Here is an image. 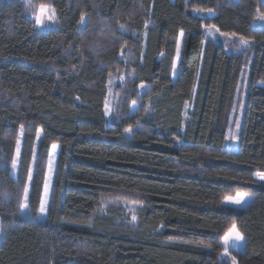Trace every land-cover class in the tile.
<instances>
[{"label":"trees","instance_id":"16d2710c","mask_svg":"<svg viewBox=\"0 0 264 264\" xmlns=\"http://www.w3.org/2000/svg\"><path fill=\"white\" fill-rule=\"evenodd\" d=\"M1 1L0 264H224L220 241L233 222L245 236L239 251L230 247L238 264H264L257 175L264 173V25L255 23L264 2L34 0L56 11L59 26L42 31L23 2ZM206 25L253 41L249 57L206 38ZM248 59L238 150L224 152L221 121ZM115 72H125V82L119 113L108 119L106 85ZM53 144L56 170L41 219ZM236 191L249 194L243 205L222 202Z\"/></svg>","mask_w":264,"mask_h":264},{"label":"rangeland","instance_id":"374dc122","mask_svg":"<svg viewBox=\"0 0 264 264\" xmlns=\"http://www.w3.org/2000/svg\"><path fill=\"white\" fill-rule=\"evenodd\" d=\"M11 0H2L1 2H10ZM23 2L28 8L27 12L29 17L34 21L36 27L39 30L45 31L53 28H57L59 26L58 24V19L55 13L49 12V8H53L50 6L48 3L45 4H39L35 5L34 0H19ZM44 6V11L43 13L40 12V6ZM54 9V8H53ZM193 13L196 14H201V16L204 15H209L208 12H198L196 10H193ZM41 15L44 18V24L43 26H40L37 23L36 16ZM48 15H54V19L49 21L47 19ZM84 20L83 22L79 23V28H84L85 23L87 21V17L83 16ZM256 25H264V21L259 19V16L257 19H255ZM221 32L216 33L214 36L210 35L208 30L206 29L205 35L206 38L213 40L214 42H224L226 44L227 49L230 51L238 54H242L245 59L249 57V54H251L250 49L252 47L253 41L248 40L247 45H241L240 43V37L228 35V36H223L220 34ZM181 44H182V37L179 38L178 40V45L176 49V54L174 57V62H173V73L174 75L177 72L178 69V64H179V57H180V51H181ZM121 59H123V55H120ZM250 67H251V61L248 59L243 67L240 69L237 82H236V88L235 92L233 95V99L230 105V108L228 111L225 113L224 117L222 118L221 121V126L223 128V138L221 142L222 150L224 152H236L238 150V144L240 140V128H241V123L243 119V114H244V109H245V104L247 100V89L249 88V73H250ZM124 82H125V72H115L112 73L108 76V82L106 85V99H105V106H104V111L105 115L107 116L108 119H111L112 116H116L119 113V103H120V98H121V88H124ZM145 89L147 90V86L140 87V91L144 92ZM139 104L137 103H132L131 104V113L136 112L137 107ZM193 106V99L190 102H187L185 104L184 108V118L187 120L188 119V112L191 111ZM149 107V106H148ZM239 123V128L236 127V124ZM40 133V132H39ZM24 134V131H23ZM23 134L19 132L18 135V140L19 141V156L17 157V145L15 148V155L13 157V160L17 161V165L15 168H13V173L16 175L17 171L19 170V159H20V152H21V147H22V137ZM231 135H235L238 137V139H230L229 137ZM41 138V134L38 139ZM17 144V142H16ZM47 162V173H46V178H45V183H44V201L43 203L46 206V209L48 210L49 203H50V198H51V192H52V183L54 179V174L56 170V161H57V154H56V149L53 150L51 147L50 153H49V158ZM51 168V170H50ZM31 177L33 174V171L31 169L30 171ZM28 185L26 186L25 190H27V193L29 195V188H30V181H28ZM46 184V185H45ZM46 186V190L44 191ZM43 197V195H42ZM24 201V200H23ZM24 203V202H23ZM129 204V203H128ZM121 206L124 208L127 205L121 204ZM23 214L27 212V209H22ZM127 214H129V217L131 219V222L135 223V221L132 220V216L135 215L134 210L130 209ZM47 215V211L45 213H41L39 211V217L41 219H45ZM2 240V226H1V220H0V243ZM223 253V251H222ZM220 254V257L223 259L224 264H231L230 257L224 256ZM232 255V254H231ZM233 256V255H232ZM237 261V260H236Z\"/></svg>","mask_w":264,"mask_h":264},{"label":"snow or ice","instance_id":"6c2138e0","mask_svg":"<svg viewBox=\"0 0 264 264\" xmlns=\"http://www.w3.org/2000/svg\"><path fill=\"white\" fill-rule=\"evenodd\" d=\"M262 2H264V0H262ZM48 10H49V12H51L53 14L55 13V9H53V8H49ZM43 11H44V6L41 5L40 6V12L43 13ZM196 11H198V12L207 11L209 15L214 14L213 10H211V9H207V10L197 9ZM256 12L259 16V19L264 21V13H261L259 8L256 9ZM47 19L49 21L53 20L54 15H48ZM36 20L40 26H43L44 18L41 15H37ZM83 20H84V17L81 16V22H83ZM121 27H123V26L121 25ZM205 28L208 30L209 34L213 35V36L216 33L220 32L219 28H217L216 25H210V26L206 25ZM220 34L223 36H228V35L235 36L236 35V33H220ZM180 35L183 36V31H181ZM240 43H241V45H247L248 40L241 37ZM141 87H143V85H141ZM133 103H135V102H133ZM236 127L239 128V123L236 124ZM23 131H24V126L21 125L20 126L21 134H23ZM124 131L125 132H131L132 131L131 126H129L128 128H125ZM39 136H40V133L37 132V138H39ZM229 138L233 139V140L238 139V137L235 135H231ZM57 147H58V145H56V144L52 145L53 150H55ZM18 156H19V141H17V157ZM16 165H17V161L13 160L12 161V168H15ZM50 170H51V168H50ZM257 175H258V178L260 180H264V173H257ZM28 179H29V181H31V179H32L31 174H29ZM247 199H249V194L247 192L236 191L233 195L225 196L223 198L222 202L227 203V204H231V205H235V206H241L245 203V201ZM27 201H28V193H27V190H25L24 191V203L21 205L22 209H27L29 207V204ZM133 203H140V202L139 201H133ZM39 211L41 213H45L47 211L46 206L43 202L40 205ZM132 220L133 221L136 220L135 215L132 216ZM244 240H245V236L243 235V233H241L238 230V227L235 224V222H233L231 224V226L228 228V230L224 233L222 240L220 241V243L223 245L222 255L230 257L231 264H238V262L236 261V257L231 255L230 247H234V248H236L237 251H239L240 247H241V242Z\"/></svg>","mask_w":264,"mask_h":264},{"label":"bare ground","instance_id":"6f19581e","mask_svg":"<svg viewBox=\"0 0 264 264\" xmlns=\"http://www.w3.org/2000/svg\"><path fill=\"white\" fill-rule=\"evenodd\" d=\"M57 145V144H56ZM58 150H59V146L56 148V154H57V156H58ZM46 185V184H45ZM46 190V186H45V189H44V191ZM44 201V192H43V197H42V201H41V203Z\"/></svg>","mask_w":264,"mask_h":264}]
</instances>
